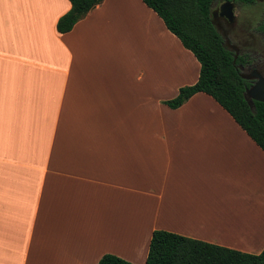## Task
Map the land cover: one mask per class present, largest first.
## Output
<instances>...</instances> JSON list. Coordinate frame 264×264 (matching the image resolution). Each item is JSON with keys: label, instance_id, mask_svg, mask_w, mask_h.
Wrapping results in <instances>:
<instances>
[{"label": "crops", "instance_id": "0c3cea01", "mask_svg": "<svg viewBox=\"0 0 264 264\" xmlns=\"http://www.w3.org/2000/svg\"><path fill=\"white\" fill-rule=\"evenodd\" d=\"M0 0V264H145L154 231L264 250V151L143 0Z\"/></svg>", "mask_w": 264, "mask_h": 264}, {"label": "trees", "instance_id": "16d2710c", "mask_svg": "<svg viewBox=\"0 0 264 264\" xmlns=\"http://www.w3.org/2000/svg\"><path fill=\"white\" fill-rule=\"evenodd\" d=\"M70 11L60 18L57 30L71 32L76 24L104 0H69ZM226 0H143L164 21L201 64L196 84L184 86L176 98L166 101L178 109L193 96L204 93L218 102L264 151V103L250 105L245 97L246 81L239 65L244 56L234 53L219 31L212 15L214 6ZM254 5L261 0H227ZM264 33V18L258 27ZM98 264H132L116 255H104ZM145 264H264V250L250 254L191 239L164 230L153 233Z\"/></svg>", "mask_w": 264, "mask_h": 264}, {"label": "flooded vegetation", "instance_id": "af4514ba", "mask_svg": "<svg viewBox=\"0 0 264 264\" xmlns=\"http://www.w3.org/2000/svg\"><path fill=\"white\" fill-rule=\"evenodd\" d=\"M262 1V0H261ZM226 2H232L234 4V16L233 20H230V18L227 16L226 10H222V5ZM241 3H236L234 1H224L222 3H217L212 11V15L214 17V20L217 24V27L219 31L222 33L223 37L226 39V42L230 49L234 51L235 54L239 56H244L246 62L245 64L239 65L240 73L243 77V79L246 81V90L252 88L255 84L258 83L259 80H264V51H257V50H240V48L237 46L236 42L232 41V36L229 32L230 28L234 27L237 24V15L236 12L240 8L239 6ZM219 6V8H217ZM261 23V22H260ZM257 31L261 35L264 36V33L258 30ZM247 99L249 102H252V98L247 95Z\"/></svg>", "mask_w": 264, "mask_h": 264}, {"label": "rangeland", "instance_id": "374dc122", "mask_svg": "<svg viewBox=\"0 0 264 264\" xmlns=\"http://www.w3.org/2000/svg\"><path fill=\"white\" fill-rule=\"evenodd\" d=\"M239 7L236 12L237 24L229 30L232 41L237 43L241 51H264V36L255 32L264 18V0L250 6L241 4Z\"/></svg>", "mask_w": 264, "mask_h": 264}, {"label": "water", "instance_id": "95a60500", "mask_svg": "<svg viewBox=\"0 0 264 264\" xmlns=\"http://www.w3.org/2000/svg\"><path fill=\"white\" fill-rule=\"evenodd\" d=\"M234 4L232 2H226L222 5V10H226L227 16L230 20H233V10ZM247 95L252 98V102H249L250 105H253L255 101L264 103V80H259L257 84H255L252 88L246 90L245 97L247 99ZM248 100V99H247Z\"/></svg>", "mask_w": 264, "mask_h": 264}]
</instances>
